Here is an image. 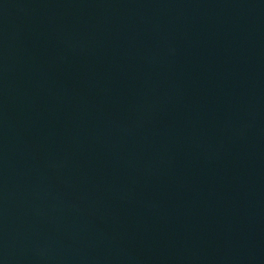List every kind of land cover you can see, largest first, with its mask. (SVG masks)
Returning a JSON list of instances; mask_svg holds the SVG:
<instances>
[{"label": "water", "instance_id": "95a60500", "mask_svg": "<svg viewBox=\"0 0 264 264\" xmlns=\"http://www.w3.org/2000/svg\"><path fill=\"white\" fill-rule=\"evenodd\" d=\"M0 264H264V0H0Z\"/></svg>", "mask_w": 264, "mask_h": 264}]
</instances>
